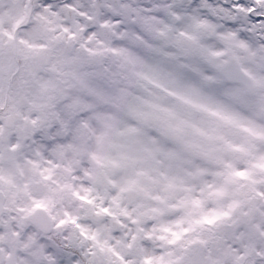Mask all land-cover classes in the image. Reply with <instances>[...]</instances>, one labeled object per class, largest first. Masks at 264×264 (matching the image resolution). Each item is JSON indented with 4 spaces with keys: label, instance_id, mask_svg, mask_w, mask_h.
I'll return each instance as SVG.
<instances>
[{
    "label": "snow or ice",
    "instance_id": "snow-or-ice-1",
    "mask_svg": "<svg viewBox=\"0 0 264 264\" xmlns=\"http://www.w3.org/2000/svg\"><path fill=\"white\" fill-rule=\"evenodd\" d=\"M0 264H264V0H0Z\"/></svg>",
    "mask_w": 264,
    "mask_h": 264
}]
</instances>
